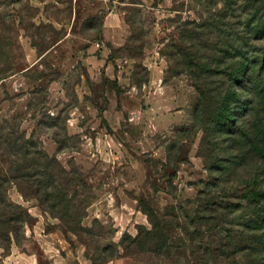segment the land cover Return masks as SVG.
<instances>
[{"label":"rangeland","instance_id":"rangeland-1","mask_svg":"<svg viewBox=\"0 0 264 264\" xmlns=\"http://www.w3.org/2000/svg\"><path fill=\"white\" fill-rule=\"evenodd\" d=\"M91 1L0 0V127L65 171L52 173L65 201L51 214L23 183L6 188L28 216L0 262L264 264V153L251 134L233 150L200 130L208 109L190 68L225 51L228 30L242 36L237 19L224 0L116 4L128 28L102 37L105 9ZM228 1L239 16L243 0Z\"/></svg>","mask_w":264,"mask_h":264},{"label":"trees","instance_id":"trees-1","mask_svg":"<svg viewBox=\"0 0 264 264\" xmlns=\"http://www.w3.org/2000/svg\"><path fill=\"white\" fill-rule=\"evenodd\" d=\"M229 2L224 0L223 17L230 21L237 19V25L242 27V36L228 30L225 32L227 40L229 38L232 41L225 47V51H218L211 58L207 56L208 63H190V68L195 70L201 80L198 81L197 78L198 86L203 87V92H199L200 102L197 111L202 115L203 110L208 109L202 115L204 120L201 121L203 124L200 130L205 135L212 134L220 138L225 136L224 141L230 142L227 148L233 147V150L244 149L251 134L256 143L253 147L262 154L264 48L256 45L264 42V0H243L238 6L241 9L240 15L236 17L228 14L231 10ZM213 66L225 67V70L217 74L219 71L213 72L211 69ZM215 76H221L222 79H217L212 84L203 81L204 77ZM252 150L256 151L253 148ZM222 154L225 175V148L222 149ZM0 159L4 160L1 163L5 166V171L0 174V251L8 254L11 242L19 244L22 240L28 213L21 207L11 204L6 188H9L10 184L23 183L38 201L40 209L51 214L50 212L59 208L65 201L61 190H53L55 181L52 173H57L55 170L58 169L61 176L65 175V171L59 168L57 161L49 157L37 142L27 138L18 127H12L7 123L0 127ZM222 178L218 179L217 184H222L224 181ZM158 246L159 243H155V247ZM262 251L264 253V245Z\"/></svg>","mask_w":264,"mask_h":264},{"label":"crops","instance_id":"crops-1","mask_svg":"<svg viewBox=\"0 0 264 264\" xmlns=\"http://www.w3.org/2000/svg\"><path fill=\"white\" fill-rule=\"evenodd\" d=\"M162 0H135L132 3L118 2V0H97L88 2L91 5L104 6L105 12L102 15V37H106L111 34L120 33V31H126L128 28L124 21L125 12H121L116 4L120 7H131V8H143L152 12H159L160 4ZM154 79V77H153ZM156 79V78H155ZM153 81V80H152ZM160 83V80H155L152 83ZM157 89V88H155ZM14 256V252L12 253Z\"/></svg>","mask_w":264,"mask_h":264}]
</instances>
